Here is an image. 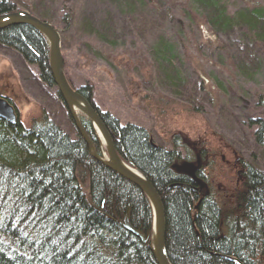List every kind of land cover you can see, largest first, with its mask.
Wrapping results in <instances>:
<instances>
[{"label":"rangeland","instance_id":"obj_1","mask_svg":"<svg viewBox=\"0 0 264 264\" xmlns=\"http://www.w3.org/2000/svg\"><path fill=\"white\" fill-rule=\"evenodd\" d=\"M4 1L57 28L66 78L72 87L88 89L101 112L120 126L141 128L165 149L179 138L180 158L182 146L191 151L189 161L198 155L216 202L233 204L247 167L264 174V137L258 145L251 122L264 120V46L234 32L213 34L201 13L211 18L255 3L264 8V0ZM167 42L173 57L158 49ZM1 87L26 127L45 113L77 138L57 88L40 82L35 66L0 45ZM79 118L94 135L89 121ZM82 186L88 200L87 184Z\"/></svg>","mask_w":264,"mask_h":264},{"label":"trees","instance_id":"obj_2","mask_svg":"<svg viewBox=\"0 0 264 264\" xmlns=\"http://www.w3.org/2000/svg\"><path fill=\"white\" fill-rule=\"evenodd\" d=\"M12 10L0 0V14ZM201 13L213 34L234 32L248 44L264 46V8L259 4L233 13L218 11L211 18ZM0 44L35 65L40 81L53 86L47 43L35 29L6 26L0 29ZM157 46L162 55L173 57L172 44ZM79 92L90 97L89 90ZM99 116L118 154L147 175L164 204V241L171 264H264L262 172L247 167L227 215L172 169L180 159L174 149L153 147L141 128L120 126L107 113ZM251 122L261 145L264 120ZM84 129L94 140L89 126ZM82 183L87 184L88 200ZM127 207L131 225L148 232L151 212L142 192L91 158L79 135L71 139L45 113L29 127L19 118L13 123L0 118V264H157L148 246L116 221ZM239 215L242 221L236 220Z\"/></svg>","mask_w":264,"mask_h":264},{"label":"water","instance_id":"obj_3","mask_svg":"<svg viewBox=\"0 0 264 264\" xmlns=\"http://www.w3.org/2000/svg\"><path fill=\"white\" fill-rule=\"evenodd\" d=\"M11 24L29 25L42 34L48 41L49 68L53 78V83L70 114L79 136L86 145L89 156L115 174L122 177L124 180L136 186L146 198L151 212V227L149 232L143 234L140 231V228H134L131 225L129 221L130 212L128 207L125 209L121 219L117 220L118 224L136 236L142 244H146L148 246L157 264H171L166 255L165 249L164 210L161 198L147 175L139 169L131 166L118 155L112 138L102 122L99 113L89 106L85 97L76 92V90L70 86L64 72V63L59 48L58 30L48 22L41 21L24 11L6 13L0 16V29ZM75 109L81 112L88 119L90 126L94 131L95 140L91 139L84 130ZM0 118L11 123L15 122L17 119L13 106L1 96ZM93 141L96 142L98 149ZM159 147L162 148L161 145H159ZM174 152L178 154L177 151ZM177 157L180 158L178 155ZM183 158H180V160L173 163L171 166L172 169L176 173L187 176L191 179L199 187V189L204 190V195L208 194L205 181L199 177V159L196 158L195 161H189ZM239 172L240 171L237 173L239 174Z\"/></svg>","mask_w":264,"mask_h":264},{"label":"bare ground","instance_id":"obj_4","mask_svg":"<svg viewBox=\"0 0 264 264\" xmlns=\"http://www.w3.org/2000/svg\"><path fill=\"white\" fill-rule=\"evenodd\" d=\"M13 7V10L12 11H10V12H5V13H2V14H0V16L1 15H4V14H6V13H11V12H17V11H24V10H19V9H15L14 8V6H12ZM24 12H27V13H29L28 11H24ZM29 14H31V13H29ZM32 16H35V17H37V18H39V19H43V21H46L44 18H42V17H40V16H37V15H33V14H31ZM47 22V21H46ZM49 23V22H48ZM38 32V31H37ZM39 33V32H38ZM40 34V33H39ZM42 35V34H41ZM42 37L45 39V41H46V43H47V48H49V45H48V41L46 40V38L42 35ZM1 45V44H0ZM157 45H159V44H157ZM1 46H3V45H1ZM8 48V47H7ZM59 48H60V37H59ZM9 49V48H8ZM49 50V49H48ZM60 53H61V51H60ZM37 71V77H38V79H39V81H40V78H39V71L38 70H36ZM202 77V76H201ZM203 83H204V81H203ZM7 91V90H6ZM8 93H9V91H7ZM81 94V93H80ZM82 95V94H81ZM83 96V95H82ZM84 97V96H83ZM86 98V97H85ZM86 100H87V102H88V104H89V106H91L93 109H95V105H94V103H93V101H92V96L91 97H89L88 99L86 98ZM67 109V108H66ZM68 111V110H67ZM75 111H76V109H75ZM68 114H69V112H68ZM76 114H78L77 113V111H76ZM70 115V114H69ZM7 121V120H6ZM9 122V121H8ZM72 123H73V121H72ZM73 125H74V123H73ZM58 127V126H57ZM59 128V127H58ZM59 130H61L60 128H59ZM62 131V130H61ZM63 132V131H62ZM64 133V132H63ZM116 150V149H115ZM173 150V149H172ZM117 152V151H116ZM118 153V152H117ZM119 156H120V154H118ZM121 157V156H120ZM95 160V159H94ZM175 162H177V161H174L173 163H175ZM136 168V167H135ZM138 169V168H137ZM199 177L200 178H202V172H201V174H199ZM191 180V179H190ZM192 181V180H191ZM193 182V181H192ZM194 183V182H193ZM199 188V187H198ZM235 189H239V186H237ZM202 191H203V195H204V190L203 189H201ZM202 198H207V199H209L213 204H215L216 206H218L225 214H227V215H231L232 214V209L229 207V206H227V205H225V204H223V205H221L220 203H218V202H216L213 198H211L208 194H206V195H204V196H202ZM232 199H233V197H232ZM247 201V194H244L243 195V197H242V207H246V201ZM199 202V201H198ZM104 203H105V200H103L102 202H101V205H100V209H104ZM162 206H163V210H164V238H165V236H166V216H165V207H164V204L162 203ZM248 207V206H247ZM195 209L197 210V204L195 205ZM112 212L113 213H116L117 212V210H116V208H115V206H114V204H113V208H112ZM120 219H121V216L119 217ZM120 219H117L116 218V221L117 220H120ZM237 219H239L238 221H242L243 219H244V216H238V217H236V220ZM150 227H151V222H150ZM140 231L143 233V234H145V233H147V232H144V231H142L141 229H140ZM149 232V231H148ZM263 244V243H262ZM167 255V254H166ZM168 257V256H167Z\"/></svg>","mask_w":264,"mask_h":264},{"label":"flooded vegetation","instance_id":"obj_5","mask_svg":"<svg viewBox=\"0 0 264 264\" xmlns=\"http://www.w3.org/2000/svg\"><path fill=\"white\" fill-rule=\"evenodd\" d=\"M2 91L6 92V90H5V89H3ZM5 98H7V95H5Z\"/></svg>","mask_w":264,"mask_h":264}]
</instances>
